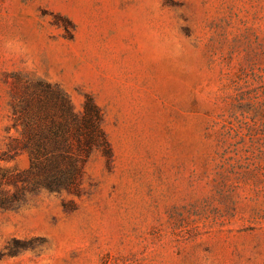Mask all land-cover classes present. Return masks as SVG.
Instances as JSON below:
<instances>
[{
  "label": "rangeland",
  "instance_id": "obj_1",
  "mask_svg": "<svg viewBox=\"0 0 264 264\" xmlns=\"http://www.w3.org/2000/svg\"><path fill=\"white\" fill-rule=\"evenodd\" d=\"M18 79L91 95L114 161L2 185L0 264H264V0H0L4 183Z\"/></svg>",
  "mask_w": 264,
  "mask_h": 264
},
{
  "label": "trees",
  "instance_id": "obj_2",
  "mask_svg": "<svg viewBox=\"0 0 264 264\" xmlns=\"http://www.w3.org/2000/svg\"><path fill=\"white\" fill-rule=\"evenodd\" d=\"M11 125L5 158L27 153L30 167L10 177L4 184L20 182L24 186L50 192L81 195L85 166L95 153L108 164L114 153L104 129V115L95 99L86 94L78 110L69 93L59 84L39 79L12 84L10 93ZM1 169V168H0ZM24 189V188H23ZM20 190L9 194L0 191V209L18 202Z\"/></svg>",
  "mask_w": 264,
  "mask_h": 264
}]
</instances>
